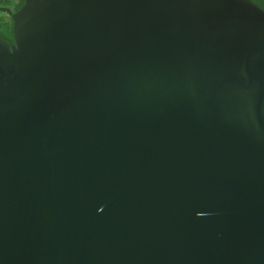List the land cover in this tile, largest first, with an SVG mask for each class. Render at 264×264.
<instances>
[{"label":"water","instance_id":"water-1","mask_svg":"<svg viewBox=\"0 0 264 264\" xmlns=\"http://www.w3.org/2000/svg\"><path fill=\"white\" fill-rule=\"evenodd\" d=\"M3 9L0 264H264L262 8Z\"/></svg>","mask_w":264,"mask_h":264},{"label":"trees","instance_id":"trees-1","mask_svg":"<svg viewBox=\"0 0 264 264\" xmlns=\"http://www.w3.org/2000/svg\"><path fill=\"white\" fill-rule=\"evenodd\" d=\"M25 0H0V10H4L3 8L9 9L12 7V12H15L21 8L24 4ZM255 4H257L260 8L264 10V0H251ZM0 38L7 41L10 45L13 44V37H12V21L5 20L4 18L0 17Z\"/></svg>","mask_w":264,"mask_h":264},{"label":"rangeland","instance_id":"rangeland-1","mask_svg":"<svg viewBox=\"0 0 264 264\" xmlns=\"http://www.w3.org/2000/svg\"><path fill=\"white\" fill-rule=\"evenodd\" d=\"M9 9L12 10V7H10ZM0 17L4 18L5 20H9L10 18L8 12L4 10H0Z\"/></svg>","mask_w":264,"mask_h":264}]
</instances>
